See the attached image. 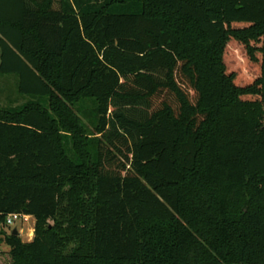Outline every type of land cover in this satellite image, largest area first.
<instances>
[{"label": "trees", "instance_id": "obj_1", "mask_svg": "<svg viewBox=\"0 0 264 264\" xmlns=\"http://www.w3.org/2000/svg\"><path fill=\"white\" fill-rule=\"evenodd\" d=\"M0 52V264H264V0H0Z\"/></svg>", "mask_w": 264, "mask_h": 264}, {"label": "rangeland", "instance_id": "obj_2", "mask_svg": "<svg viewBox=\"0 0 264 264\" xmlns=\"http://www.w3.org/2000/svg\"><path fill=\"white\" fill-rule=\"evenodd\" d=\"M38 101L40 100L20 94L19 78L16 75H2L0 73V111L19 109ZM93 109L92 104L86 101L76 104L73 108L75 114L84 124L87 131L86 138L89 140L99 138L92 124ZM67 147L69 146L67 145ZM36 224V220L31 217L29 220L17 222L12 228L0 226V248L2 252L10 251V248L6 245L4 235H11L14 231H18V238L23 244L31 243L36 237Z\"/></svg>", "mask_w": 264, "mask_h": 264}, {"label": "built area", "instance_id": "obj_3", "mask_svg": "<svg viewBox=\"0 0 264 264\" xmlns=\"http://www.w3.org/2000/svg\"><path fill=\"white\" fill-rule=\"evenodd\" d=\"M31 217L19 215V214H12L6 218V226L7 228H12L17 222L23 220H29ZM0 253H2V249L0 248Z\"/></svg>", "mask_w": 264, "mask_h": 264}, {"label": "water", "instance_id": "obj_4", "mask_svg": "<svg viewBox=\"0 0 264 264\" xmlns=\"http://www.w3.org/2000/svg\"><path fill=\"white\" fill-rule=\"evenodd\" d=\"M14 235L18 236L19 235L18 231H14Z\"/></svg>", "mask_w": 264, "mask_h": 264}]
</instances>
